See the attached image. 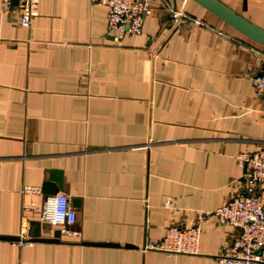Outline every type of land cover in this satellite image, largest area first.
Segmentation results:
<instances>
[{
  "label": "crops",
  "instance_id": "0c3cea01",
  "mask_svg": "<svg viewBox=\"0 0 264 264\" xmlns=\"http://www.w3.org/2000/svg\"><path fill=\"white\" fill-rule=\"evenodd\" d=\"M218 1L264 29V0ZM150 8L141 33L115 43L94 0H39L29 27L0 0V235L24 223L29 235L56 193L76 211L72 225L41 223L57 240L0 238V264H227L218 257L237 230L214 216L197 254L143 245L243 188L236 155L264 147L252 84L264 45L194 0Z\"/></svg>",
  "mask_w": 264,
  "mask_h": 264
},
{
  "label": "built area",
  "instance_id": "2783aa9c",
  "mask_svg": "<svg viewBox=\"0 0 264 264\" xmlns=\"http://www.w3.org/2000/svg\"><path fill=\"white\" fill-rule=\"evenodd\" d=\"M106 9L107 29L115 43H120L124 36L138 35L142 31L145 18L151 13L150 0H94ZM39 0H16L19 22L29 27L32 16L37 10ZM2 8L7 10L13 0H1ZM183 15L179 10L171 13V23L177 25ZM255 96L264 98V66L252 77ZM237 163L244 168V186L214 210L197 213V220L190 226L170 225L160 239L146 241L145 250H155L167 255L172 253L197 254L199 252L201 224L214 216L221 225H229L237 230V235L224 247L218 259L227 264H264V201L259 193V186L264 182V147L253 151H243L236 155ZM30 190V189H29ZM61 197L66 207L73 213V222L67 218L63 223H50L46 218L48 201ZM166 208H171L170 199L164 201ZM39 221L50 225H72L76 211L70 205L65 193L47 196L43 205L37 209ZM18 243H29L27 223L22 225Z\"/></svg>",
  "mask_w": 264,
  "mask_h": 264
},
{
  "label": "water",
  "instance_id": "95a60500",
  "mask_svg": "<svg viewBox=\"0 0 264 264\" xmlns=\"http://www.w3.org/2000/svg\"><path fill=\"white\" fill-rule=\"evenodd\" d=\"M199 3L201 6L209 10L211 13L222 19L224 22L238 30L240 33L245 35L246 37L252 39L253 41L264 45V29L257 26L256 24L245 19L241 14L236 13L234 10L224 5L218 0H194ZM13 3H16V0H13ZM50 180L54 177L50 174ZM56 185H52L49 182L44 183L42 192L46 195L53 194L58 191V188L61 187V182L59 179L56 180ZM58 186V187H57ZM31 231H29V235H31L32 240L38 241H53L58 238V231L54 232L53 238H42L40 237V229L41 222L32 220L30 221ZM2 239H10V240H18V237L0 235ZM91 244H99V245H112L116 246L115 243H91ZM129 246V245H126Z\"/></svg>",
  "mask_w": 264,
  "mask_h": 264
},
{
  "label": "clouds",
  "instance_id": "9594fccd",
  "mask_svg": "<svg viewBox=\"0 0 264 264\" xmlns=\"http://www.w3.org/2000/svg\"><path fill=\"white\" fill-rule=\"evenodd\" d=\"M48 210L46 211V218L50 223H63L67 218L69 223L73 222V213L66 207V202L63 198L57 197L48 201Z\"/></svg>",
  "mask_w": 264,
  "mask_h": 264
}]
</instances>
